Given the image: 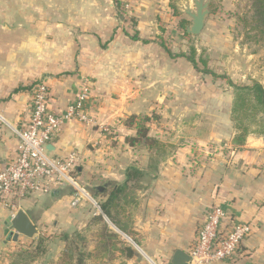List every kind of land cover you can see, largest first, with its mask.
Listing matches in <instances>:
<instances>
[{
    "label": "crops",
    "instance_id": "crops-1",
    "mask_svg": "<svg viewBox=\"0 0 264 264\" xmlns=\"http://www.w3.org/2000/svg\"><path fill=\"white\" fill-rule=\"evenodd\" d=\"M136 3L137 31L141 39L150 40L148 44L127 34L125 21L114 16L113 0H0V112L14 126L23 127L30 116L32 89L44 81L50 88V109L64 118L77 96L87 90L91 123L65 120L48 148L57 158L72 152L82 156L77 175L88 181V192L99 205L106 200L96 194L101 169L105 192L122 187L130 167H149L148 158L131 165L133 147L128 149L125 137L136 136L135 127L126 125L133 113L160 106L162 121L208 120L230 126L232 85H226L224 91L230 96L225 99L221 83H203L205 77L200 78L185 58L173 59L157 42V13L170 9L169 0L167 4L166 0ZM246 14L242 12L241 17ZM234 22L230 32L215 36L211 51L216 55L217 73L226 72L236 86L254 82L264 86V43L251 39L242 18ZM206 28L201 34L205 37ZM184 42L180 45L176 40L174 49L185 52ZM93 119L100 128L92 125ZM104 127L115 129L117 147L103 135ZM229 129L228 134L212 132L207 143L227 148L234 139ZM199 140L186 132L169 136L168 143L180 141V146L158 166L150 182H140L144 189L119 202L123 208L112 212L120 228L88 203L74 206L73 193L67 188L34 196L22 210L39 235L86 234L97 251L113 246L112 237L95 225L102 218L109 234L121 237L120 231L154 261L171 264L176 252H191L198 231L217 205L226 213L224 233L235 223L251 225L253 233L236 260L212 264H264V136L251 135L243 147L225 149L226 159L222 153L212 154L211 146L199 148ZM198 150L209 156L194 162L192 155ZM17 154L16 136L0 126V163ZM8 217L5 212L0 215V246L9 244ZM123 253L125 260L117 253L118 263L141 264L142 258L127 260Z\"/></svg>",
    "mask_w": 264,
    "mask_h": 264
},
{
    "label": "rangeland",
    "instance_id": "rangeland-1",
    "mask_svg": "<svg viewBox=\"0 0 264 264\" xmlns=\"http://www.w3.org/2000/svg\"><path fill=\"white\" fill-rule=\"evenodd\" d=\"M114 3L116 0H113ZM120 3H122L123 12L117 11V9L114 11V16L118 20V18L125 21L126 28H127V34H130V36H133L136 34L137 27H138V21L139 16L138 12L136 10L135 4L138 2V0H118ZM148 2L150 0H147ZM210 1V10L211 14L208 17L207 23H206V30L205 34L206 37H208L210 40H206L205 35H199V36H185L184 29L181 28L180 23L182 21L187 22V26L191 25V18L186 15L185 13V6L187 4L191 5L192 11H195L194 1L193 0H169L170 9H166V11H160L158 12V18H157V26H158V32H159V44L163 42L165 45V49L168 51H171L173 54L178 55L182 52V49L178 47L176 50L174 49V44L176 40H180V45L182 44V41L184 40L185 45V52L190 53L191 48H195L197 52V58L200 57L207 62L206 68L212 72H214V75L203 73V70L205 69L204 65H202L199 62V70L195 69V73L199 75L200 78L205 77L206 80H203V83H211V84H222L221 87L223 90L224 98H228L230 95H226L227 92L224 91L225 88L231 85V82L229 80V77L227 76V73L225 74H218L217 71L219 70V67L215 64L214 58L216 57L214 51L212 52V46L215 40V36H220L221 33L225 35L226 33L230 32V30L233 27V22L238 21L241 17L242 12H247L248 15L251 17V0H209ZM167 4V0H166ZM174 5L177 9L178 15H175L174 10L172 9V6ZM249 6V7H248ZM116 8V7H115ZM120 13L123 15L119 16ZM163 19H169L171 21H165ZM233 21V22H232ZM235 23V22H234ZM244 25V24H242ZM186 26V27H187ZM130 32V33H129ZM139 34V33H138ZM203 34V32H202ZM226 52V51H224ZM219 53V52H217ZM194 68V67H193ZM224 77V78H223ZM224 85V86H223ZM218 89V88H217ZM212 92V91H210ZM220 92V90H218ZM232 97L234 99V91L232 90ZM232 109V107H231ZM163 108H160V106L154 107L152 110L149 108V110H143L141 114H135L133 113L130 115V117H127L126 119V125L131 127L132 129L135 127L136 132H138V125L145 126L148 128L149 132L148 134L153 137L159 139L162 144L164 145L165 149L163 148L162 151L166 153L165 156H163L162 160L160 161V164L163 163L168 157L172 155V153L177 149V147L180 146V141H174L175 144L168 143L169 136L173 133H189L192 136H195L197 139H202L201 145H199V148H205L210 147L207 142L210 139V135L212 132H222L229 133L230 126L233 129L234 136L236 134V130L234 128V124L231 120V111H230V126L226 124H215L208 120L201 121V122H191V123H182L180 121H162L160 119L163 118ZM196 112V111H194ZM194 114V113H193ZM197 115V114H195ZM146 118H149V122H144ZM134 120V121H133ZM98 125V122H94L93 124ZM103 135L107 137L108 140H110V145H115L118 143L119 139L117 134L114 132L115 129L110 127H104ZM137 136V133H135ZM134 137L129 136L125 137V144H127L128 149L130 150L132 146H130L126 139ZM124 138V137H122ZM199 140V141H200ZM124 143V140H122ZM115 143V144H114ZM118 145V144H117ZM116 145V147H117ZM202 146V147H201ZM214 149V152L212 154H218L222 153L221 155L226 159L223 155V152L225 149L235 148L233 144L223 147L218 146L217 144L214 146H211ZM230 147V148H229ZM131 156L132 161L131 165L137 164L140 165L143 158H148V163H150L151 158H155L156 154L151 153L146 147L144 146H135L131 149ZM203 151L198 150L196 155H192V160L194 162H201V159H204L203 156H209L204 155ZM214 155H212L213 157ZM102 173L103 169L99 171V177L97 182L100 184H97L98 187H105V185L102 183ZM79 178V182L82 185L84 189L88 191V184L85 179H81L79 175H77ZM101 178V179H100ZM96 194L99 195L100 190L98 191L96 189ZM102 192V191H101ZM96 201L99 202V200L95 197V195H92ZM74 198V196H73ZM101 198V197H100ZM81 202L88 203L91 207H94L88 200L82 199ZM96 210V208L94 207ZM97 211V210H96ZM98 212V211H97ZM100 229L102 228V224H99L96 222V224ZM115 235V236H114ZM112 238L110 239L113 243V246H111L108 250H102L99 251L95 250V246L93 248V245L90 244V236L83 234V235H72L69 237V239L66 241L61 237L59 234H45V235H39L34 239V241L27 240L23 238L21 241L18 242H12L10 241L9 244L6 246H0V264H12L16 259L17 256L25 251L34 252V249L37 246L38 238H45V244L43 246L44 250L42 253H40L39 256H36V258L30 262V264H78V258L82 259L81 264H120L118 263V257L117 253L121 254V258L124 259V253L121 252V247L125 242L122 240L121 237L114 234ZM32 242H35V244H32ZM32 244V247L30 246ZM127 245V244H126ZM130 247L129 245H127ZM97 247V246H96ZM68 250H73L72 252V259L65 257L64 254L68 252ZM137 252V251H135ZM146 253V252H145ZM139 256L140 254L137 253ZM142 258V257H141ZM106 260V261H104ZM122 262V259H120ZM125 260V259H124ZM131 260V259H130ZM159 263V262H158ZM122 264V263H121ZM135 264V263H134ZM141 264H151L147 259H143L141 261ZM160 264V263H159Z\"/></svg>",
    "mask_w": 264,
    "mask_h": 264
},
{
    "label": "built area",
    "instance_id": "built-area-1",
    "mask_svg": "<svg viewBox=\"0 0 264 264\" xmlns=\"http://www.w3.org/2000/svg\"><path fill=\"white\" fill-rule=\"evenodd\" d=\"M31 95L30 116L23 127L14 126L0 112V126L10 129L18 140V154L15 159L0 163V215L5 212L14 216L23 209L25 201L59 188L72 191L74 206L85 199L102 213L99 203L79 182L77 170L83 163L82 156L78 152H72L65 158H57L47 149L65 120L91 123L87 90L77 96L64 118L57 116L50 109V88L46 82L38 81ZM225 219L224 209L213 206L189 253L190 264L236 260L243 242L251 237L253 229L247 223H235L229 232L224 233ZM118 233L125 244L137 251L143 259H147L151 264H159L151 259L134 239L120 231Z\"/></svg>",
    "mask_w": 264,
    "mask_h": 264
},
{
    "label": "trees",
    "instance_id": "trees-1",
    "mask_svg": "<svg viewBox=\"0 0 264 264\" xmlns=\"http://www.w3.org/2000/svg\"><path fill=\"white\" fill-rule=\"evenodd\" d=\"M121 5L122 3L118 0L115 1L116 9L119 12L124 11ZM171 6L175 15H178L175 6ZM250 8L252 16L250 17L246 14V16L242 17L244 28L248 30L252 40L254 39V41L264 43V0H251ZM121 15L123 14L120 13L119 16ZM180 26L184 29L185 36H189L186 33L187 22L182 21ZM130 37L134 41H140L144 44H148V42H150V40L141 39L137 32L135 35ZM161 45L165 47L163 42ZM168 53L173 59L185 58L196 70H199L200 62L205 67L203 73L214 75V72L206 68L207 62L201 57L199 59L197 58L195 48H191L190 53L181 52L178 55L173 54L171 51H168ZM231 85L234 89L231 120L236 130L232 144L235 148H241L246 144L249 136H264V86L258 82H254L251 86H236L232 83ZM149 120V118H146L144 122H149ZM137 131V136L127 138L126 142L132 147H146L151 153L156 154L157 159L153 157L151 158L147 170L139 169L138 167H130L126 174L127 182L122 187L105 190V192L100 191L99 196L106 198V200L100 204L101 210L117 228H120V224L116 218L117 216L113 215L112 212L119 211L120 208H123L122 203L119 202L122 200L128 201L129 196L135 191L144 189V186L140 184V182L142 181L148 183L152 180V176L158 172V166L160 165V161L163 159L162 157L166 155V153L162 151L163 148L165 149L164 145L159 139L153 138L148 134V128L138 125ZM97 223L102 224L101 229L105 234L107 233L106 235H108L109 238L113 236L108 233V226L102 218L97 219ZM60 236L66 241L70 237V235L67 234ZM45 240V238H38L37 246L34 249V252L25 251L20 253L12 264H30L36 256H39L40 253L44 251L42 249L45 244ZM32 244H35V242H32ZM32 244L30 245L31 247ZM72 252L73 250H68L64 256H68V258L72 259ZM121 252H123L122 249ZM82 262V259L78 258V264H81Z\"/></svg>",
    "mask_w": 264,
    "mask_h": 264
},
{
    "label": "water",
    "instance_id": "water-1",
    "mask_svg": "<svg viewBox=\"0 0 264 264\" xmlns=\"http://www.w3.org/2000/svg\"><path fill=\"white\" fill-rule=\"evenodd\" d=\"M195 11H192L191 5L185 6V13L191 18V25L186 27V33L190 36H199L205 29L208 17L211 14L210 1L209 0H193ZM123 19V18H122ZM48 151L50 149L47 147ZM103 191V188H99ZM9 231L8 241L18 242L19 239L25 238L27 240H34L39 236V230L33 223L29 215L24 211H18L14 216H9L6 223ZM125 256L127 260L132 259L133 256L141 259V257L134 252L131 247L124 246ZM191 256L184 251L176 252L171 264H190Z\"/></svg>",
    "mask_w": 264,
    "mask_h": 264
}]
</instances>
